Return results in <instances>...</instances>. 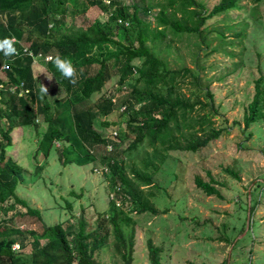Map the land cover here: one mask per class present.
<instances>
[{
    "label": "trees",
    "instance_id": "obj_1",
    "mask_svg": "<svg viewBox=\"0 0 264 264\" xmlns=\"http://www.w3.org/2000/svg\"><path fill=\"white\" fill-rule=\"evenodd\" d=\"M142 1L143 4L126 6L119 0H83L81 4L78 0H0V40L14 37L25 42L34 54L70 58L77 72V83L73 85L61 77L52 62L42 61L46 69L41 70L22 50L20 56L6 57L0 52V85L10 87L25 82L31 90L22 98L0 91V216H4L0 219V264H105L100 256L111 249L112 264H133L136 223L131 214L160 213L142 189H159L153 180L159 171L154 161L164 164L172 152L197 153L229 132L215 126L219 110L210 84L205 83L201 73L188 67L170 68L156 47L169 36L179 39L184 35H197L209 46L204 36L207 22L243 9L241 0H221L211 11L198 0ZM262 1L252 0L256 5ZM94 9L107 21L81 18ZM217 32L216 39L222 46L225 33ZM15 47L18 49L19 45ZM4 64L8 67L2 71ZM44 70L59 88L62 97L55 102L59 108L65 103V112H70L68 118L59 117L60 112L54 118L57 111L42 96L38 78ZM261 83L262 79L258 80L255 97L244 116L245 129L264 118ZM114 86L116 90L111 92ZM95 95L99 98L89 105ZM114 114L122 118L105 121L102 127L124 129L119 138L96 128L100 116ZM41 116L49 128L39 142V152L49 157L56 150L65 166L84 167L100 162L108 169L104 174L111 192L121 189L117 199L122 205L111 201L109 212L97 216L95 227H90L84 215L76 224L72 220L66 224H43L41 231L21 229L15 224L17 218L42 219L38 209L18 196L25 169L10 155L13 132L18 128L37 129ZM128 138L131 143L121 152ZM55 143L61 148H55ZM146 144L153 148L152 160L146 153L149 158L143 162L144 169H132L137 183L127 175L126 154ZM108 146H112L111 151ZM98 147L104 148L101 156L95 151ZM226 171L239 179L236 172ZM195 183L205 195L224 199L217 188L221 184L214 178L205 182L197 176ZM18 206L25 211L17 212ZM15 244L20 245L18 251L14 250ZM148 250L152 264H161V249L151 239Z\"/></svg>",
    "mask_w": 264,
    "mask_h": 264
},
{
    "label": "rangeland",
    "instance_id": "obj_2",
    "mask_svg": "<svg viewBox=\"0 0 264 264\" xmlns=\"http://www.w3.org/2000/svg\"><path fill=\"white\" fill-rule=\"evenodd\" d=\"M78 1L81 4L83 0ZM198 1L211 11L221 0ZM119 2L126 6L143 4L142 0ZM241 6V10H233L207 22L204 36L209 46L197 35H184L179 39L169 36L164 44L156 47L157 54L170 68L188 67L201 73L205 83L210 84L215 107L219 110L220 115L214 118L215 126L229 132L197 153L172 152L164 164L154 161L159 171L153 180L159 189L154 186H142V189L160 213L131 214L136 223L133 264H152L148 250L150 239L161 249V264H264V118L249 129L244 125V116L255 97L258 80L262 79L261 88L264 89V0L258 5L252 0H241ZM94 17L102 22L108 19L95 9L81 18L91 22ZM217 30L226 36L222 46L216 39ZM240 33L245 37H237ZM36 68L46 69L45 66ZM38 79L40 86L43 84L48 88V95L41 94L57 111L54 118L59 112V117L68 118L70 112H65L64 101L60 108L56 105L55 101L62 94L48 79L45 70ZM115 90L114 86L111 92ZM98 98L95 95L88 104ZM121 118L119 114L100 116L96 128L108 136L116 132L119 138L120 130L124 129L118 130L115 126L105 129L102 123ZM37 123V129L18 128L13 132L14 145L10 155L25 169V181L19 185L17 194L38 209L42 219L17 218L16 226L41 231L43 224H66L69 220L76 224L84 215L90 227H95L97 216L108 213L112 201L110 182L103 170H97L103 166L100 162L84 167L65 166L56 150L46 157L38 151V145L49 124L43 116ZM130 143V138L125 140L121 152ZM55 148H61L59 143H55ZM95 151L101 156L104 148L98 147ZM146 153L152 160L153 148L148 144L126 154L127 175L137 183L132 169H144L143 162L149 158ZM227 169L236 172L239 179L227 173ZM197 176L205 182L211 178L217 180L221 184L217 188L224 199L209 197L197 189ZM18 211L25 210L18 206ZM227 240L232 244L229 245ZM100 260L112 264L114 251H105Z\"/></svg>",
    "mask_w": 264,
    "mask_h": 264
},
{
    "label": "clouds",
    "instance_id": "obj_3",
    "mask_svg": "<svg viewBox=\"0 0 264 264\" xmlns=\"http://www.w3.org/2000/svg\"><path fill=\"white\" fill-rule=\"evenodd\" d=\"M0 18H2V17H0ZM4 20H5V18H4ZM15 44L19 45L18 49H16ZM24 48H28L30 50V47L27 46L25 44V42L19 41L14 37H5L4 39L0 40V52H3L6 57L17 56L18 51H19V56H20V53H21L20 50H22L24 52ZM35 55H38V54H35ZM49 55H51L52 57H50L48 59H50L51 62L54 64L57 71L61 74V77L64 79H67L71 84L75 85L77 83V80H76L77 72H76L75 66L73 65L72 60L70 58L61 57L60 55H56L55 57H53L52 54H49ZM32 59H33L34 67L43 66L42 61L38 65L34 64L36 62V57H34ZM47 77L49 80L53 79V77H51V76L47 75ZM40 91L43 94L48 95V88L46 86H44L43 84H41V86H40Z\"/></svg>",
    "mask_w": 264,
    "mask_h": 264
},
{
    "label": "built area",
    "instance_id": "obj_4",
    "mask_svg": "<svg viewBox=\"0 0 264 264\" xmlns=\"http://www.w3.org/2000/svg\"><path fill=\"white\" fill-rule=\"evenodd\" d=\"M120 23H122V21H120ZM126 26H129V23H125ZM24 53L29 55L30 57L34 58L36 57V62L34 63L35 65H38L40 64L41 61H44L46 63H49L51 62L50 57H52L51 55H44L42 53L38 54V55H35L34 53H32L28 48H24ZM19 56V51H18V55ZM8 67V64H4L1 68L2 71H5ZM0 91H4L10 95H15V96H18L19 98H22L24 96H26L27 94L30 93V89L26 86L25 82H21L20 84H16V85H12L10 87H6L5 85H0ZM1 101H2V97L0 95V110H1ZM126 109V107H123L122 108V111H124ZM113 137H117L118 136V133L115 132V134H111ZM108 150L111 151L112 150V146H108ZM99 172L103 170V172H107L108 169L106 167H103L101 169H97ZM96 170V171H97ZM102 172V173H103ZM121 189L120 187H117L115 189V191L111 192V198H112V201L115 202V204L117 206H120L119 205V202L120 200L117 199V195H118V192H120ZM20 249V245L19 244H16L14 246V250L18 251Z\"/></svg>",
    "mask_w": 264,
    "mask_h": 264
}]
</instances>
